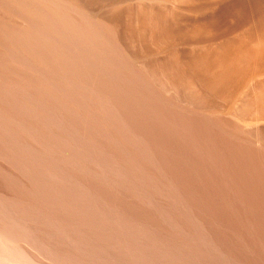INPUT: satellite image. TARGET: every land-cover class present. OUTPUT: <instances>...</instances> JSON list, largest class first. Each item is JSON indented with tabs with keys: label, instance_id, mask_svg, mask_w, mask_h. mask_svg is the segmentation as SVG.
Returning <instances> with one entry per match:
<instances>
[{
	"label": "bare ground",
	"instance_id": "1",
	"mask_svg": "<svg viewBox=\"0 0 264 264\" xmlns=\"http://www.w3.org/2000/svg\"><path fill=\"white\" fill-rule=\"evenodd\" d=\"M0 264H264V0H0Z\"/></svg>",
	"mask_w": 264,
	"mask_h": 264
}]
</instances>
